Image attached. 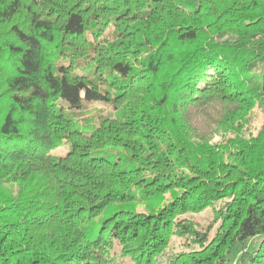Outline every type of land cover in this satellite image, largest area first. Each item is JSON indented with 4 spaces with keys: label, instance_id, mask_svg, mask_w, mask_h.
<instances>
[{
    "label": "trees",
    "instance_id": "trees-1",
    "mask_svg": "<svg viewBox=\"0 0 264 264\" xmlns=\"http://www.w3.org/2000/svg\"><path fill=\"white\" fill-rule=\"evenodd\" d=\"M256 107L264 0H0V264H264Z\"/></svg>",
    "mask_w": 264,
    "mask_h": 264
},
{
    "label": "rangeland",
    "instance_id": "rangeland-1",
    "mask_svg": "<svg viewBox=\"0 0 264 264\" xmlns=\"http://www.w3.org/2000/svg\"><path fill=\"white\" fill-rule=\"evenodd\" d=\"M113 32V28H109L106 32V36L111 37ZM105 108L107 109V104H104L102 102H97L95 104H90L88 109H94V108ZM88 109H86V114L89 112ZM264 123V115L261 111V109L259 107H256L253 112L251 113V117H250V122H249V128L250 130L254 133L257 134V132L259 131V129L261 128L262 124ZM217 126L214 124L211 126V131L210 133H212V131H214V129H216ZM209 133V134H210ZM232 136V135H229ZM212 137V141L213 142H217L222 140V137L220 134L215 133L211 135ZM68 150V144H64L61 147H59L55 153L57 154H65ZM171 200V196L170 193L165 195V200L164 202H168ZM136 203H139V201L135 200ZM131 202L127 203V202H116L115 204H113V206L111 208H108L105 211L101 212L99 214V217L103 218L104 216H108L112 211L116 210V209H126V208H131ZM137 209L138 211H149L150 209L146 206L145 203H139L137 205ZM184 217L194 221L198 226H200L201 228H215L218 223L215 221V216L213 213L212 208H207L205 210H203L202 212L199 213H187L184 215ZM260 241V238H251L246 242V246L247 248H252L254 246L255 243H258ZM185 249L184 247V242L181 238H179L178 236L174 235L171 239V243H170V247L168 249V252L166 253V255H170L173 253H176L180 250ZM243 250L242 245L237 242L235 244H233V246L230 249V261L232 262V264H241L240 263V256H241V252ZM118 264H126L125 260L122 257H119L118 259Z\"/></svg>",
    "mask_w": 264,
    "mask_h": 264
}]
</instances>
